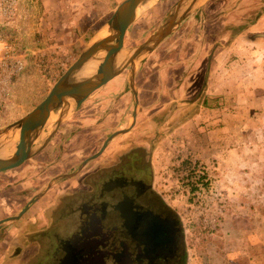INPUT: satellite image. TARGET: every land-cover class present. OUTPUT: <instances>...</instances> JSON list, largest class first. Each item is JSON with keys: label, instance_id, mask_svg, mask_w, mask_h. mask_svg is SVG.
Returning <instances> with one entry per match:
<instances>
[{"label": "crops", "instance_id": "crops-1", "mask_svg": "<svg viewBox=\"0 0 264 264\" xmlns=\"http://www.w3.org/2000/svg\"><path fill=\"white\" fill-rule=\"evenodd\" d=\"M27 3L30 18L27 19L25 33L20 35L24 45L34 49L33 52L37 44L46 48L52 44L53 32L57 38H68L74 34L82 45L83 40L91 36L90 30H96L97 23L101 21L107 19V22L116 9L115 0H27ZM200 9L188 15L137 65L134 80L138 94L136 122L128 132L113 137L109 141L111 145H121L128 138L138 144H146L156 134V145L192 143L193 153L207 158L209 150L226 145L227 141L233 142L234 134L239 132L237 129L244 120L264 106V92H260V86H264V69L257 65L251 67L249 63L255 61L252 57H261L252 50L264 48V13L242 31L233 32L229 37L231 42L227 44L226 32L210 37V33L202 29L206 17ZM244 62L247 63L241 64ZM142 69L146 71L144 81L147 84L144 86L139 83ZM153 73L156 75L154 79ZM252 79L256 80L255 84L251 83ZM96 92L99 93L95 98L102 104L92 105V115H81L75 120L82 124L81 143L83 127L87 123L101 118L100 126L112 127L107 139L133 122L136 102L129 70ZM89 98L82 106L89 102ZM104 111L108 112L104 114ZM125 119L128 121L122 124ZM64 124L59 130L63 131ZM34 142L37 143L36 140ZM156 156H159L157 148L154 162ZM26 173L27 168L19 173L20 178ZM7 179L8 176L0 175V264H17L14 250L19 246L26 247V243H30V235L47 225V204L42 196L49 186L40 191L36 196L37 202L28 204L26 212L20 215L23 208L19 195L27 190L28 183H16L19 177ZM27 253L23 251L21 257L25 258Z\"/></svg>", "mask_w": 264, "mask_h": 264}, {"label": "rangeland", "instance_id": "rangeland-1", "mask_svg": "<svg viewBox=\"0 0 264 264\" xmlns=\"http://www.w3.org/2000/svg\"><path fill=\"white\" fill-rule=\"evenodd\" d=\"M122 1L115 0L116 7ZM176 1L161 0L149 9L150 11L144 12L131 27L125 39L124 51L146 41L160 27ZM200 11L206 17L205 27L202 29L208 31L210 37L226 32V42L229 44L231 42L229 37L233 32L242 31L264 13V0H209ZM105 21L97 23L96 30H90L91 36L85 38L82 45L74 34L69 35L68 38H60L61 36L57 38L56 32H53L52 39L55 43L52 44L60 45L61 56L66 58L68 68L79 58L90 38L105 24ZM19 26L21 30L23 29L22 33H25L26 21H21ZM52 44L49 43L50 46ZM36 48L45 47L37 44ZM252 51L258 52L261 57L259 56L258 59L252 57L255 61L249 62L250 66L257 65L264 69V48L259 50L254 48ZM38 57L37 52L34 55V67L26 69L20 76L14 85L11 100L3 105L0 111V129L32 111L45 99L56 83L39 68ZM245 63L247 62L241 64ZM145 72L142 69L139 75L141 86L147 84L144 81ZM152 76V79L156 77L154 73ZM251 83L255 84L256 80L252 79ZM260 88V92H264V86ZM99 92L93 94L89 102L66 121L63 128L68 123H74L77 117L87 116L92 110V105H101L102 103H98L95 98ZM148 95L149 92L145 97ZM250 115L237 129L239 132L234 134L233 142L227 141L226 145L222 144L209 150L210 154L207 158L194 154L192 143L147 145L148 149L157 148L159 153L154 165L156 187L177 211L184 225L188 248L186 264H229V262L264 264V106ZM127 119L121 123L126 124ZM101 121L100 118L83 127V145H81L83 156L87 151L92 152L101 146L100 144L109 134L108 131L112 129V127L100 126ZM60 134L68 136V133L61 131L54 141L58 140ZM71 139L72 136L69 139L64 138L63 141L67 142ZM70 146L66 145V147ZM190 157L205 167V178L208 181L203 190H196L194 180L191 178L188 180L187 162ZM28 163L27 160L19 168L4 171L0 175L8 176L7 180L10 181V177L14 179L18 171L26 170ZM21 178L20 182L26 181L27 173Z\"/></svg>", "mask_w": 264, "mask_h": 264}, {"label": "flooded vegetation", "instance_id": "flooded-vegetation-1", "mask_svg": "<svg viewBox=\"0 0 264 264\" xmlns=\"http://www.w3.org/2000/svg\"><path fill=\"white\" fill-rule=\"evenodd\" d=\"M80 128L81 123H69L63 129L68 136L54 141L59 130L28 160L21 209L34 205L49 186L42 196L47 225L14 250L17 264H186L182 219L156 187V148H147L156 145L158 135L146 144L132 138L121 145L109 142L102 150L104 139L83 156Z\"/></svg>", "mask_w": 264, "mask_h": 264}, {"label": "water", "instance_id": "water-1", "mask_svg": "<svg viewBox=\"0 0 264 264\" xmlns=\"http://www.w3.org/2000/svg\"><path fill=\"white\" fill-rule=\"evenodd\" d=\"M159 1L161 0H123L108 21L90 38L79 58L54 84L45 99L25 116L0 129V173L21 166L43 150L62 124L68 121L93 93L126 69L129 70L136 102L133 122L129 127L112 133L106 139L102 150L113 137L128 132L134 126L138 111V94L134 81L137 65L172 34L188 15L202 8L209 0H177L160 27L146 41L130 47L127 56L120 61L119 51L125 48V39L131 25ZM102 30L108 34L100 35ZM92 59H97L99 63L95 72L79 76ZM28 60L27 70L34 67L33 53L29 54ZM37 136L41 138L35 143ZM27 208L28 206L21 213ZM17 217L19 215L8 219Z\"/></svg>", "mask_w": 264, "mask_h": 264}, {"label": "built area", "instance_id": "built-area-1", "mask_svg": "<svg viewBox=\"0 0 264 264\" xmlns=\"http://www.w3.org/2000/svg\"><path fill=\"white\" fill-rule=\"evenodd\" d=\"M28 7L27 0H0V111L11 100L14 85L28 68L30 53L38 52L39 68L55 82L69 69L66 58L61 56L60 45L36 48L35 52L24 45L19 25L30 18ZM188 160V180H194L196 190L205 189L208 181L205 167L192 157Z\"/></svg>", "mask_w": 264, "mask_h": 264}, {"label": "bare ground", "instance_id": "bare-ground-1", "mask_svg": "<svg viewBox=\"0 0 264 264\" xmlns=\"http://www.w3.org/2000/svg\"><path fill=\"white\" fill-rule=\"evenodd\" d=\"M108 32L105 31V30H102L100 32V35H107ZM125 49L124 48H121L120 51H119V60H123L124 57L127 56V53L126 51H124ZM126 53V54H125ZM98 60L97 59H92L90 60L84 67V69L79 73V76H85V75H89L93 72H95L96 68L98 67ZM41 136H37L35 138L36 142H38L40 140Z\"/></svg>", "mask_w": 264, "mask_h": 264}, {"label": "trees", "instance_id": "trees-1", "mask_svg": "<svg viewBox=\"0 0 264 264\" xmlns=\"http://www.w3.org/2000/svg\"><path fill=\"white\" fill-rule=\"evenodd\" d=\"M207 103V102H206Z\"/></svg>", "mask_w": 264, "mask_h": 264}]
</instances>
